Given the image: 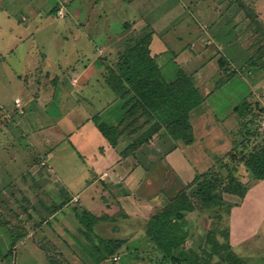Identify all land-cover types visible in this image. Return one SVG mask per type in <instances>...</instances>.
<instances>
[{
    "label": "crops",
    "instance_id": "obj_1",
    "mask_svg": "<svg viewBox=\"0 0 264 264\" xmlns=\"http://www.w3.org/2000/svg\"><path fill=\"white\" fill-rule=\"evenodd\" d=\"M2 1L5 0H0V10L5 15H0V83L18 82L17 87L20 88L21 94L16 99H20L21 107L17 105L16 99L15 103L16 111L21 117L16 120V123L18 129L23 131L22 135L29 141L27 145L18 146V148L16 144H11L13 148L5 147L3 155L0 154V226L5 228L4 231H0V238L11 237L12 239L10 251L0 256V264H14V259L11 262L8 258L10 254H13L16 245L28 239L38 243L35 241V236L38 234L55 240L56 226H62L64 230L70 226V223L61 221V218L68 216L67 208L73 201H77L75 206L79 203L84 206L82 212L88 211L101 216L95 229L103 236L127 239L130 244L139 240L145 241L143 226L146 220L167 202V196L175 193L179 180L188 181L184 174L180 173L181 170L179 171L180 167H186L183 164L186 158L181 156L183 160H180V165L182 166L178 169V156L173 154L177 148L182 149L180 148L182 143L179 142L182 140H175L176 148L164 154L163 157L157 152L147 154L141 151V148L151 141H158V144L154 143V145L159 150L163 149L160 145L164 146V141H173L167 138L162 141L154 135L155 138H150L149 142L144 143L134 153L122 157L120 155L122 144L134 141L138 132L126 135L118 146H112L93 120L95 115L101 118L106 115L111 124H117L126 110L123 107L124 100L106 82L107 65L111 62L108 56L112 48L110 43L94 46L91 42L92 38L88 36L89 42L82 47L84 52L81 49L77 50L78 45H75L74 52L77 53L74 54L75 59L68 58L66 45L61 47V52L57 50L58 56L54 59L55 52L49 49L43 39H37L38 32H43L44 27H33L31 20L37 15L46 16L43 21L46 23L51 16L59 17V19L56 18L58 20L66 19L68 14L81 18L83 10L87 11V14L90 10H98L95 6L102 0H91V5H88L90 0H85L83 7L79 3L71 8L65 6L67 9L65 16L63 9L59 15V8L61 5H66L68 0H57L51 9L44 4L25 5L22 7L28 11L22 10L24 14L21 16L22 21H27L24 25L16 21L11 10L4 8ZM204 1L171 0L166 4L163 11L149 22L154 30L150 44L152 55H162L170 49L163 37V31L167 27L178 25L184 16L190 18L200 16L201 13L203 15ZM209 1L217 2L221 8L227 5L224 7L227 21L222 25L220 13L214 16L212 10L207 9L210 20V26L208 24L207 28L210 27L212 42L216 41L218 46L215 45L214 48L220 49L228 60L235 58L234 51L244 50L242 57L245 59V55H248L244 40L247 26L243 24L248 17L241 6L233 7L237 2L240 3V0H207L206 2ZM40 2L49 3L48 0H40ZM254 4L256 7V3ZM126 22H130L132 28L138 26L133 21ZM77 23L82 25L76 28L77 33H71L76 44H78L77 38H80L79 29L83 31L84 25L82 20H78ZM147 24L143 21L139 26L144 28ZM213 24L214 26L211 27ZM216 24L219 27L221 25V29L217 30ZM185 29L187 33L192 34V37L187 47L177 48L179 39L173 41L176 49L173 60L175 69L172 68L168 72V63L163 58H159V63L163 68L162 72L170 80L175 78L178 66L188 71L192 64L199 63L200 67L194 72L199 83L201 79L198 76L209 64V61L204 63V54L207 49L205 46L206 43L212 44V42L207 40L210 36L206 37L209 34L206 27L205 29L200 26L193 27L191 22H188ZM69 39L70 37L67 38ZM81 52L83 59L79 57L82 55ZM10 55L16 57L19 68L7 66L12 67L10 68L11 77L8 79L4 74L3 66ZM211 71L210 67L208 73ZM255 81L258 82L259 79ZM201 92L206 95L203 103L209 107V110L211 109L215 122L225 126L226 120L217 117L215 107L211 106L207 99L216 91L204 93L201 89ZM96 96L98 99L95 98ZM56 97H58V104L55 102ZM1 99L0 94V103ZM81 99H84V102H81ZM53 104L58 108H53ZM20 108H23V113L20 112ZM113 108H116V111L123 109L119 118L115 111L110 113ZM78 110L86 113L80 124L77 118ZM231 112L228 118L236 114L233 110ZM191 120L196 133L198 129V125H195L196 119L191 116ZM1 123L0 120V125ZM208 130L209 127H204L202 131ZM198 137L203 139L202 136L198 135ZM59 141L71 142L73 144L71 152L76 156L81 155V157L78 156L77 161L82 164L79 168L80 172L73 168L74 172H78L82 178L79 183L71 179L72 174L68 171L61 170L66 167L58 164L54 156L56 146L60 147V144H56ZM28 150L30 152L24 155ZM8 151L10 153H7ZM20 151L23 155L22 159L25 158L29 162H26L27 166L20 172L12 176L14 180L8 181L7 175L15 169V166H10V162L20 158L18 155ZM192 168L196 174L195 168ZM63 202L64 204H61ZM263 206L264 179L251 184L241 204L232 207L229 221L230 242L234 250L244 258L251 256L250 253L261 234L264 220V213L261 211ZM256 250L258 252V249ZM255 255L252 254V258L246 259L248 263Z\"/></svg>",
    "mask_w": 264,
    "mask_h": 264
},
{
    "label": "rangeland",
    "instance_id": "obj_2",
    "mask_svg": "<svg viewBox=\"0 0 264 264\" xmlns=\"http://www.w3.org/2000/svg\"><path fill=\"white\" fill-rule=\"evenodd\" d=\"M27 1L28 0H5L2 1L1 4L5 9H9L13 12L14 17L19 24L22 23V25H24L27 23V21L24 22L21 20V16L24 14L22 13V10L27 9H24L22 6H36L37 4H44L50 7L48 9H51L57 3V0H48L49 3H41L40 0H34L32 3H28ZM169 1L171 0H102L95 6L98 10H90L88 14L87 11L83 10V16H81V18H77L78 16L74 17L73 14H68L66 19L58 20L59 17L55 16L54 18V16H51L48 18L46 23L43 22L45 21L44 19L46 16L41 17L40 15H37L31 20L33 21V27H44L42 29L43 32H38L37 39H43L48 45L49 49L55 52V57L53 52L54 59L58 56L57 50H60L59 52H61V47L64 45H66L68 49V58L75 59L73 58L74 54H77L74 52L76 49L75 45H78L77 50L81 49V51L84 52L82 47L87 42H89L88 36H90L92 38L91 42L94 46H103L110 43V47L112 48L111 51H109L108 56L112 60H116V58H118V52L122 49V47H124V40L126 41L128 37L132 38L133 36H136V33L142 29L139 24L143 21L147 23L151 22L153 18L163 11L164 7ZM206 1L207 0H205L202 4L204 11L203 15L201 13L200 16H191L190 18L184 16L183 20L178 22V25H171L163 31V37L170 46V49L167 53L169 57L168 61L164 59L165 62L168 63V72H170L172 68L175 69L173 60L176 49L173 41L179 39L178 43L176 44L177 48L183 46L187 47L190 38L192 37V34L187 33V30L185 29L186 23L191 22V26L193 27L200 26V28L202 27L203 29L206 27V31H209V34L206 35V37L210 36L207 40L212 42L210 27L207 28V25L210 23L207 9L210 8L213 12L212 15L214 16L220 13L219 16L221 17L219 18L221 19V25L227 21V17L224 13V7L227 5H223L221 8V6H218L217 2ZM90 2L91 0L89 1L88 5H91ZM77 3L81 4L83 7L85 0H68L66 5L64 4L60 6L59 15H61V9H63L65 16L67 11L65 6L71 8ZM226 3L228 4V2ZM254 3H256V7L254 6ZM238 6H241L245 10L247 7L251 9L253 8L255 14H257L255 20L253 19V22H250L251 19L247 18L245 24H243L244 26H247V33L244 40L246 42V51L248 55H245L244 59V57H242L245 52L244 50L234 51L233 55L235 58L222 64L220 58L224 55L220 49H217L218 46L216 41H214V43L212 42V44L206 43L205 47H207V49L204 54V63L209 61V64L203 68L205 71L198 76L201 79L199 81V84L201 85L200 88L204 91V93H207L211 90L216 91L210 98L207 99L209 103H211L210 105L215 107L214 110L217 113V117L225 119L226 122L225 126L218 125L211 114V109L209 110V107L205 103L200 104L191 111V116L196 119L195 125H198L196 133L194 131L195 139L190 144H186L183 141L178 140L183 145H186V147H182L183 145L180 144V148L182 149L179 148L180 150H178L177 148L173 153L175 156H178V160L176 159L178 161V169L179 166H182L180 165V160H183L182 157L184 159L186 158L185 161H183V164L186 167H180L179 171L181 170L180 173L184 174V177L188 181H190V179H192L195 175L192 171V167L195 168L196 172H203L209 170V168H216L218 171H223L224 174H227L226 169L224 170L222 167L220 168V160L232 150L235 141H241L242 139L243 141H248L247 138L244 137L246 133L248 134L247 136L250 137L249 141H264V111L261 110V108H264V69L250 65L247 62V59L250 58L251 54H255L256 56L259 54L258 48L262 43H264V0H240V3L237 2L233 7L238 8ZM27 14L29 13L27 12ZM0 15L4 16L5 13L0 10ZM245 15L247 16L246 13ZM78 20H82L84 25L82 28L83 31L79 29L80 38H77L78 44H76L71 33H77L76 28H79V26L82 25L81 23H77ZM125 21H133V23H137L138 26H136L134 29H129L124 35L123 29ZM255 21L257 22L254 23ZM214 24L211 25V27H213ZM221 25L219 27L216 24V29H221ZM255 25L256 27H259V32L256 30V34ZM64 36H66V38L63 39ZM68 37H70L69 40H67ZM215 45L217 46L216 48H214ZM105 53L106 52H104V54ZM15 56L10 55L3 66L4 74L5 76L7 75L8 79L11 77L10 68L12 67L7 66L19 68V63L16 61ZM79 57L81 59L84 58L83 54ZM213 58L214 60H212ZM198 64L199 63L196 65L192 64V66L188 68V72L194 73L200 67ZM210 67L212 68V71L208 73ZM257 79H259L258 82L255 81ZM17 83L14 81L0 83L2 86L0 88V94L2 98V102L0 103V120L2 121L0 125V154L2 153V155L5 147L10 149L13 148L14 144H16V147L18 148V146L22 147V145H27L29 141L26 136L22 135L23 131L18 129L16 123V120L21 117L16 111L17 100L20 101V99H16V97L21 94L20 88L17 87ZM234 90L235 92H233ZM247 97L249 100L253 101L255 105H253V110H251L245 118L248 125L244 127L243 121L235 111V107L241 104L242 101ZM95 98L98 99V96ZM55 100V102L58 104V97H56ZM254 101H258V104H256ZM81 102H84V99H81ZM53 108H58V106H54L53 104ZM232 110L236 114L228 118L227 116ZM112 111H115L119 118L123 112V109L116 111V108H113L110 113ZM85 116V112H78L77 118L79 124L82 122ZM226 117L228 119H226ZM100 120L111 124V121L109 122L107 120L106 115H104L102 118L100 117ZM204 127H209V130L202 131ZM216 127L217 129H215ZM253 133L258 134L251 136ZM198 135L202 136L203 139L201 140ZM128 143L129 141L124 143V146ZM154 143L158 144V141L149 142L141 148V151L147 154L152 153L151 151H153L154 147H156ZM56 144H60V147L56 146V149L54 150V156L58 164H62L66 167L61 170L68 171L69 174H72L71 179L79 183L82 181V178L78 172H74L73 168H76L77 171L80 172L79 168L82 167V164L77 161L78 156L81 157V155L76 156V154L71 152V146H73L71 142L65 143L64 141H59ZM160 146L164 148L163 145ZM166 148L167 147H165V149ZM29 152L30 150L24 153V155H27ZM7 153H10V151ZM18 155L20 158H17L14 162H10V166H15V172L12 170L10 171V173L7 175L8 181L14 180V177L12 176H15L18 172H20L25 166H27L26 162H29L28 160H25V158L22 159L23 155L21 151ZM245 172L246 170L244 167V169H240V172L238 173V176L244 178V181L249 179L248 173ZM223 196L226 200L232 202L240 200L239 195L230 193L228 191H225ZM61 198H63V196H61ZM75 203H77V201H73L71 206L67 208L69 212H67L68 216H62L61 218V221L70 223V226L65 230L62 226H56L59 231L57 229L54 231L55 240L54 238L47 239L46 237L38 234L35 236V241L38 243H35L33 240L31 241V239H28L22 243H18L14 248V252H12L13 254H10L8 259H10L11 262L14 259V264H50L48 257L49 254H65L66 256L70 257L71 253L68 249L69 246L71 250L78 251V253L76 252L77 259H72L75 263L80 264V261L78 260H83L85 262L86 260H84V256H88V264H92L93 261L91 258H89V256L90 253L96 254V251L92 249V245L90 243L88 244V241L80 232V227L84 226L81 223L78 214L83 211L84 206L81 203L77 204L78 206H75ZM214 209L215 208L209 206L203 208L198 206V208L188 213L189 224L191 226V231L194 238V245L197 243L202 245L204 243H209L207 241V233L211 230L216 232V237L224 240V236L222 235L227 229L226 212H224L226 210L224 206L219 208L221 213H217V211L215 212ZM261 211L264 213V208ZM46 212L47 211H45V213ZM262 222L263 227L261 234L258 236L257 244L255 247H253V251L250 253L251 256L247 258H252V254L256 255L249 264H264V220ZM1 230L4 231L5 228L0 226V231ZM7 238L8 239L4 237L0 238V256L8 253L10 251V246H12L11 237ZM79 241L88 246L89 252L83 250L79 244ZM137 243L138 241L136 244ZM39 244H41V246ZM256 249H258V252ZM148 252L149 251L142 250L140 252V257L138 258H128V255H125V258H120L118 260H112V258L104 259L101 264H157L159 259L158 257L160 256L149 259L147 256ZM216 259L217 258H214L212 260V264L216 263Z\"/></svg>",
    "mask_w": 264,
    "mask_h": 264
},
{
    "label": "trees",
    "instance_id": "obj_3",
    "mask_svg": "<svg viewBox=\"0 0 264 264\" xmlns=\"http://www.w3.org/2000/svg\"><path fill=\"white\" fill-rule=\"evenodd\" d=\"M245 13L251 19L250 22L255 20L257 14L253 8L247 7ZM131 28V23L126 22L124 35ZM256 30L259 32V27L255 28V34ZM153 34L154 30L148 23L136 36L125 38L124 47L118 52L116 60L109 59L111 62L107 65L106 82L124 100L123 107L126 110L122 119L117 124H108L100 120L98 115L93 117L112 146H118L126 135L138 132L137 138L129 145L122 144V157L134 153L144 143L149 142L150 138H154V135L162 141L165 138L173 140L164 141L163 149L159 150L156 146L151 151L162 157L176 148L175 140L192 143L195 134L191 111L206 99L194 73L178 66L175 78L170 80L165 76L159 58L168 61L169 50L162 55H152L150 44ZM258 50L259 54H251L247 62L264 69V43ZM220 60L222 64L228 62L225 55ZM254 102L258 104V101ZM253 105V101L247 97L235 107L244 127L248 125L245 118L253 110ZM261 110L264 111V108ZM257 134L253 133L251 136ZM247 135L246 133L244 137L248 141H235L232 150L220 160V168L226 169L227 174L216 168H209L197 172L190 181L179 180L175 193L167 196V202L146 220L143 226L145 241L139 240L134 245L128 243L127 239L105 237L95 229L101 216L88 211L79 213V219L84 226L80 227V232L96 251V254L90 253L89 256L92 264H101L104 259H122L125 255L128 258H138L142 250L149 251V259L160 256L157 264H212L214 258H217L215 264H249L246 258L234 250L230 242L229 225L232 207L241 204L251 184L264 179V141H249L250 137ZM244 167L249 175L246 181L238 176L240 169ZM225 191L239 195L240 200H226L223 196ZM198 206L213 207L217 213H221L219 208L224 206L227 218V229L222 235L224 240L216 237V232L211 230L207 233L208 240L206 239L210 244L194 245L188 213ZM79 244L84 251L89 250L81 241ZM68 249L72 258L65 254H49L50 264H78L73 261L77 259L78 251L71 250L69 246ZM84 260L86 261H78L80 264H88V256H84Z\"/></svg>",
    "mask_w": 264,
    "mask_h": 264
},
{
    "label": "built area",
    "instance_id": "obj_4",
    "mask_svg": "<svg viewBox=\"0 0 264 264\" xmlns=\"http://www.w3.org/2000/svg\"><path fill=\"white\" fill-rule=\"evenodd\" d=\"M17 105H18L19 107H21L20 101H18V100H17ZM19 110H20V112H24V111H23V108H20Z\"/></svg>",
    "mask_w": 264,
    "mask_h": 264
}]
</instances>
